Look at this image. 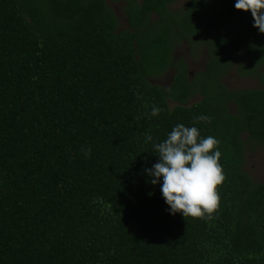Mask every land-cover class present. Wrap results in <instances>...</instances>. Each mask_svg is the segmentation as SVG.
Segmentation results:
<instances>
[{
	"label": "trees",
	"instance_id": "16d2710c",
	"mask_svg": "<svg viewBox=\"0 0 264 264\" xmlns=\"http://www.w3.org/2000/svg\"><path fill=\"white\" fill-rule=\"evenodd\" d=\"M175 1L125 0L122 29L107 0H0V264H264L243 139L264 145V33L235 0ZM185 39L208 50L193 79L174 56ZM233 66L263 87H228ZM170 67L169 87L150 81ZM200 115L224 180L213 213L184 218L145 169Z\"/></svg>",
	"mask_w": 264,
	"mask_h": 264
},
{
	"label": "clouds",
	"instance_id": "9594fccd",
	"mask_svg": "<svg viewBox=\"0 0 264 264\" xmlns=\"http://www.w3.org/2000/svg\"><path fill=\"white\" fill-rule=\"evenodd\" d=\"M234 8L250 11L253 27L264 33V0H235ZM160 111L159 107L152 106L150 116H158ZM207 120V116L200 115L194 118L191 127L178 123L164 140L153 143L159 159L145 172L152 185H160L170 214L202 217L218 207L217 187L224 180L219 164V141L213 136L202 137L195 126ZM148 142H152V136L145 133V143ZM82 151L85 156L91 154V148Z\"/></svg>",
	"mask_w": 264,
	"mask_h": 264
},
{
	"label": "rangeland",
	"instance_id": "374dc122",
	"mask_svg": "<svg viewBox=\"0 0 264 264\" xmlns=\"http://www.w3.org/2000/svg\"><path fill=\"white\" fill-rule=\"evenodd\" d=\"M187 0H177L171 4V8L176 10L183 7ZM110 6L119 18L120 28L126 29L129 27L128 18L125 12V0H107ZM195 48V47H194ZM188 40H183L176 46L175 56L177 59L184 58L189 66V77L191 79L206 70L208 62V50L203 45L197 46L194 49ZM176 69L171 67L167 72L160 76L150 77V81L154 84L169 87L173 82ZM221 81L232 89H249V88H262L263 85L258 78L251 76H242L237 66H233L226 72ZM202 98L200 94L192 96L187 104H193ZM178 104L175 101H170L171 107ZM243 139L247 143L246 161L244 170L247 171L255 180L264 182V145H261L251 140L248 134L243 135Z\"/></svg>",
	"mask_w": 264,
	"mask_h": 264
},
{
	"label": "flooded vegetation",
	"instance_id": "af4514ba",
	"mask_svg": "<svg viewBox=\"0 0 264 264\" xmlns=\"http://www.w3.org/2000/svg\"><path fill=\"white\" fill-rule=\"evenodd\" d=\"M173 10H174V9H173ZM153 15H154V17H156V14H153ZM128 22H129V21H128ZM175 51H176V49H175ZM175 51H174V56H175ZM175 57H176V56H175ZM170 68H171V67H170ZM170 68H169V69H170ZM172 68H173V67H172ZM169 69H168V70H169ZM168 70H167V71H168ZM167 71H166V72H167ZM189 73H190V72H189ZM194 96H195V95H194Z\"/></svg>",
	"mask_w": 264,
	"mask_h": 264
}]
</instances>
